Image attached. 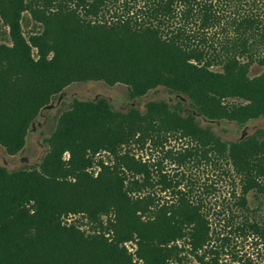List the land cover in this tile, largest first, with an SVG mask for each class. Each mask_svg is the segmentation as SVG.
I'll return each instance as SVG.
<instances>
[{
	"label": "trees",
	"instance_id": "obj_1",
	"mask_svg": "<svg viewBox=\"0 0 264 264\" xmlns=\"http://www.w3.org/2000/svg\"><path fill=\"white\" fill-rule=\"evenodd\" d=\"M133 1L0 0L7 155L22 151L41 110L76 82L122 84L132 99L162 87L193 110L155 101L121 112L104 99L73 101L37 167H0V264H185L184 252L219 264L222 248L208 246L229 238L213 234L195 183L165 163H224L240 189L228 234L264 240V133L224 141L196 118L238 126L264 118V71L250 75L254 64L264 68V2L141 0L137 9ZM170 140L184 145L168 149ZM249 193L262 197L255 209ZM230 254L234 264H259Z\"/></svg>",
	"mask_w": 264,
	"mask_h": 264
},
{
	"label": "rangeland",
	"instance_id": "obj_2",
	"mask_svg": "<svg viewBox=\"0 0 264 264\" xmlns=\"http://www.w3.org/2000/svg\"><path fill=\"white\" fill-rule=\"evenodd\" d=\"M122 1L119 0L118 3ZM127 1H129L131 7L134 6L133 0ZM263 2L264 0H244L243 4H245L246 8H252L259 7ZM135 5L139 9V7L143 6V3L141 0H137ZM221 10H224V13L227 14L233 8L222 5ZM32 27L33 23L28 17L23 23L25 34ZM194 28L192 26L191 30H194ZM263 71L264 68L254 64L250 68V75L257 76ZM99 99H104L113 110L121 112L131 108L142 111L147 103L155 101L166 102L170 105L181 103L185 111L193 112L186 97L171 93L162 87L149 91L141 98L132 99L129 96L127 87L122 84L108 86L103 82L93 81L72 83L56 96L46 108L41 110L28 131L26 143L21 152L15 156H9L0 146V167L8 171L37 167L48 150L46 139L50 137L55 129L58 116L67 110L75 100L97 101ZM196 118L201 126L211 128L224 141L233 142L256 132L264 133V118L249 121L244 126H238L227 121L212 122L197 114ZM182 145L184 143L170 140L168 149L178 150ZM64 157L67 158V155ZM223 164L219 163V165L213 166L203 162L198 167L188 165L186 168L181 169L166 163L165 166L170 175L183 173L186 178H190L195 183V192L200 194L204 209L212 225L213 234L220 233L222 236L229 238L226 243L214 239L208 246V248L213 246L219 250L222 248L219 252V264H234L230 252L235 253L237 256L250 254L259 264H264V240H256L252 236L243 237L232 233L228 234L230 228L225 227L232 214H240V209L237 205V196L240 193V189L236 177L232 173L225 174L227 169H224L225 166ZM186 184L187 182L183 181L181 187L185 188ZM205 186H211V188L205 190ZM246 201V205L250 209L257 208L259 202H263L262 197L257 199L253 193H249L246 196ZM263 210L264 208L260 207V211L262 212ZM184 254L186 256L185 264H198L188 252H184Z\"/></svg>",
	"mask_w": 264,
	"mask_h": 264
}]
</instances>
